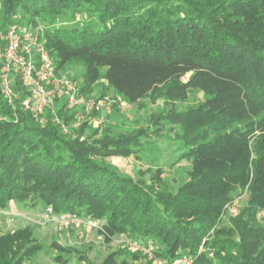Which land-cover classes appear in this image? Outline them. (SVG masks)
<instances>
[{
	"label": "trees",
	"instance_id": "trees-1",
	"mask_svg": "<svg viewBox=\"0 0 264 264\" xmlns=\"http://www.w3.org/2000/svg\"><path fill=\"white\" fill-rule=\"evenodd\" d=\"M20 22L39 27L57 75L81 67L73 76L81 95L104 81L131 105L184 101L191 90L204 100L153 121L179 125L180 157L191 166L169 192L159 170L147 184L142 173L122 175L105 163L139 159L150 144L146 130L83 137V124L69 138L49 111L37 122L0 95V211L16 203L104 221L105 243L123 236L156 244L165 261L264 264V0H0V35ZM56 114L74 129V110L61 103ZM235 189L247 202L222 226ZM51 247L58 264L68 263L64 253L93 264L58 242ZM43 249L30 228L15 230L0 236V264H25ZM101 264L129 263L109 253Z\"/></svg>",
	"mask_w": 264,
	"mask_h": 264
},
{
	"label": "rangeland",
	"instance_id": "rangeland-1",
	"mask_svg": "<svg viewBox=\"0 0 264 264\" xmlns=\"http://www.w3.org/2000/svg\"><path fill=\"white\" fill-rule=\"evenodd\" d=\"M19 26L33 29L25 26V22H20ZM81 72L82 69L79 65H69L64 69L61 76L64 75L80 85V80L74 79L73 76L79 75ZM16 83L20 87L19 90H23L20 83ZM97 88V91L88 97H100L103 94V96L110 97L114 103L100 115H86L80 112L84 119L82 125L84 124L85 127L82 133L83 137L98 138L107 131L114 135H129L139 130H146L150 144L143 146L147 150L140 152L139 159L134 157L110 158L105 163L122 175L135 178L140 175L139 173H142L141 176L144 177L147 184L150 182V175L159 170L164 188L169 192H175L180 185L188 180V172L191 167L186 158L180 157L185 152L181 141L176 140V136L181 134V129L179 125H170L164 121L154 125L153 121L158 116H165L172 111L178 113L196 108L204 100L203 95L198 91L191 90L188 91L184 101L170 103L162 97L156 100L146 98L135 105H131L111 90L104 81H101ZM81 126L70 130L67 137H77L78 129ZM232 197L234 198L233 203L225 212L221 222L222 226H230L231 219L247 202V195L244 190L235 189L232 192ZM44 213V207L30 208L16 203H11L8 209L0 211V236L28 227L31 229L34 238L44 246L38 256L25 264H58L53 261L57 254L55 249L51 247L53 241L58 242L65 249L82 252L93 264H101L109 253H117L118 260L124 259L129 264H147L142 253L129 249L125 245L127 241H130L127 237L120 236L110 243H105L99 241V239H103V235L94 231L88 225L89 220H86L85 217L81 216V220L76 223L77 225H70L60 223L59 215H52L48 221H45ZM115 241L120 243H113ZM145 247L152 252L158 251L156 244ZM62 259H66L67 264H78L76 255L70 256L64 253ZM80 264H85V262Z\"/></svg>",
	"mask_w": 264,
	"mask_h": 264
},
{
	"label": "built area",
	"instance_id": "built-area-1",
	"mask_svg": "<svg viewBox=\"0 0 264 264\" xmlns=\"http://www.w3.org/2000/svg\"><path fill=\"white\" fill-rule=\"evenodd\" d=\"M40 32L39 28L30 29L10 25L0 35V95L12 108L18 102L20 108L37 122H45L44 114L49 111L53 123L64 135H67L70 128L56 114L59 104L64 103L69 109L75 111L73 128L76 129L84 122L80 112L86 115H100L114 102L108 96L81 95L79 85L64 75H57L51 56L39 39ZM16 82L20 83L23 90L19 92L14 90ZM22 93L25 94L23 97H21ZM52 215V210L46 209L43 218L48 221ZM79 220L81 218L75 216L59 215L60 223L77 225ZM86 220H89L88 225L94 231L102 233L104 221L90 218ZM99 241L104 242V239L101 238ZM125 245L129 249L142 253L149 264H193L191 257H178L165 261L157 258L154 252L136 242L127 241Z\"/></svg>",
	"mask_w": 264,
	"mask_h": 264
}]
</instances>
